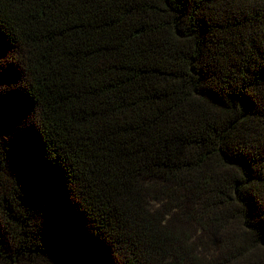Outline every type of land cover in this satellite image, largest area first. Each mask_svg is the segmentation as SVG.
Returning a JSON list of instances; mask_svg holds the SVG:
<instances>
[{"label": "trees", "instance_id": "trees-1", "mask_svg": "<svg viewBox=\"0 0 264 264\" xmlns=\"http://www.w3.org/2000/svg\"><path fill=\"white\" fill-rule=\"evenodd\" d=\"M0 264H264V0H0Z\"/></svg>", "mask_w": 264, "mask_h": 264}]
</instances>
